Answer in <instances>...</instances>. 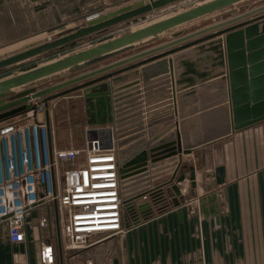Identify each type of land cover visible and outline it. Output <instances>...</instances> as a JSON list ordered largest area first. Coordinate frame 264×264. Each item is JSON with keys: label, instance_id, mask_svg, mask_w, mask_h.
<instances>
[{"label": "water", "instance_id": "1", "mask_svg": "<svg viewBox=\"0 0 264 264\" xmlns=\"http://www.w3.org/2000/svg\"><path fill=\"white\" fill-rule=\"evenodd\" d=\"M173 1L175 0H146L145 2L136 0L110 12L88 18L84 21V25L71 32L52 39L44 37L41 40L20 46L14 51L1 54L0 68L23 61L45 51L73 46L76 41H79L84 36L103 31L107 27L122 21L130 19L131 24H135L139 20L144 21L146 20L145 13ZM241 1L243 0H204L168 16L151 20L142 26L124 30L94 45L67 52L52 60L0 78V122L33 109L34 104L31 100L46 104L51 99L70 94L79 89H82V97L86 98L97 93L95 90L98 86L89 88L92 85H100L99 83L102 81L134 68L143 62L197 44L193 49L195 62L202 67V71L194 68L195 63L183 60L186 54H181L173 59L177 61L178 67L181 69L175 78L172 77L171 60H168L150 66L149 69L155 66L154 72H144L148 68L143 69V80L155 75L168 73L171 75L172 89L174 85L180 86V89H186L196 83L199 87H209L215 82V78L221 77L227 87L229 132L219 135L214 129L218 125L206 127V124H204L201 125V131L204 133L195 138L184 131L180 133L172 130L169 137L166 136L164 131L148 140L146 144H140L141 140L136 139L143 134V123L140 120L137 122L136 118L133 120L129 119L139 115L142 110L139 108L132 109L122 117L123 115L118 110H115L117 96L119 95H112V91L111 93L110 91L105 93V98L102 100V104L99 105L98 116L102 118L94 120V123L100 127L107 124L112 125L111 136L114 138L117 148L118 177L122 195L134 201L142 199V196L147 192L150 196L153 195L155 193L154 190L163 184L164 180L170 179L174 181L170 185V189L175 196L181 199V190L177 183L183 181L184 176L183 174L175 176L176 166L180 162L181 154H189L195 148L225 136L230 132L240 131L264 121V4L252 8L245 4L244 12L236 13L237 10L232 9L228 18L184 34L178 29L187 23L229 8ZM258 23H260L259 28ZM169 31H172L170 34L172 40L164 44V47L157 48L159 50L142 53L139 56H131L124 60L107 62L98 68L37 90L28 86L37 80L57 73L86 68L122 51L131 49L137 42L157 37L159 34ZM222 34H224L223 37H220ZM214 37L218 38L215 39ZM208 52L212 53L211 58L206 54ZM149 55L157 56H153V58L143 62H137V64L122 66L137 58L150 57ZM113 81H118V79L110 82L113 83ZM108 82H105L107 86L109 85ZM17 89L20 90L14 92ZM98 91L100 92L99 89ZM167 91V93H170L171 89ZM192 92H194V88H189V90L185 91L184 96ZM156 103L158 104L154 106L156 108L160 107L157 110L149 104V106H145L146 119L144 125L148 128L147 137H151L154 129H156L151 127L152 125L166 120L171 121L170 119L173 117L174 110L170 96H165ZM122 122L126 123L123 124ZM206 122L209 124L208 121ZM175 126L176 124L171 127L174 129ZM103 132L108 133V138L111 137L109 130L104 129L100 131V134ZM86 134L89 136L94 134V132H87ZM161 172L162 174H160ZM151 175H154L157 183L154 182L155 184H152L151 190H149L147 189L148 187L145 188V185L147 178ZM205 175L213 177L216 184L223 183L225 176L224 165L215 166L212 172L205 173ZM189 179L191 181L194 179L193 170H191ZM146 200L142 199L141 201L143 202L137 205L139 211H141V207H143ZM128 208L129 211H134L133 204L129 203Z\"/></svg>", "mask_w": 264, "mask_h": 264}, {"label": "crops", "instance_id": "2", "mask_svg": "<svg viewBox=\"0 0 264 264\" xmlns=\"http://www.w3.org/2000/svg\"><path fill=\"white\" fill-rule=\"evenodd\" d=\"M135 1L136 0H0V55L11 52L17 47L39 40V38L41 39L43 37L50 36V34L55 31H58V36L71 32L84 25V21L88 16L93 18L122 6L131 4ZM143 1L145 2L146 0ZM202 1L204 0H175L167 3L160 8L145 13L144 16H146V20L144 21L139 20V22L131 24L129 19L128 21H122L111 25L103 31L86 35L79 41H76L78 47H70L68 51H65L62 55L73 50L94 45L98 42L111 38L124 30L142 26L151 20L168 16L176 11L185 9ZM245 4H248L249 8H252L260 4H264V0H243L233 6H230L229 8L220 10L191 23H187L178 29L182 34H184L197 28L212 24L213 22L223 20L231 15L230 12L232 9H236V13L244 12ZM202 19L205 20V22L200 23L199 20ZM191 25L194 26L191 27ZM259 27L260 23H258V28ZM172 31L159 34L154 38L137 42L131 49L122 51L86 68L76 71L67 70L69 75L59 81L77 76L88 70H93L107 62L124 60L131 56H139L142 53L159 50L164 47V44L172 40L170 35ZM223 35L224 34L220 35V37H223ZM214 38L216 39L218 37ZM195 46H197V44L151 59L147 62L143 61L157 55H149L150 57L146 56L129 61L122 66L137 64V62L143 63L102 81L99 83L100 85L95 84L89 87L96 88L98 86L96 90L93 89L97 91V93L89 96V101L91 103L87 104V109L85 107L86 104H84V100L81 99V106L85 109V112L83 113V128L86 126H97V124L94 123V120H100L102 118L98 116L100 109L99 105L102 104V100L105 98V93L107 91H110L111 93L112 91V95H119L117 96L115 110H118L119 113L123 115L122 117H124L125 114L130 112L132 109L139 108L142 110L139 115H135V117H131V119H129L133 120L136 118L137 122L140 120L144 126L142 127L143 134L136 140L143 139L144 142H147L151 138L162 133L164 130L171 133L173 128L171 126L174 124L172 121L173 118L170 119L171 121L166 120L161 123H155L151 126L156 128H153L154 131L151 137H147L145 135L148 129L144 125V121L146 119L144 112V110H146L145 106L148 104L151 107L154 105L156 106L158 104L156 102L165 96L171 97L173 110L177 113V124L175 129H178L180 126H188L189 121L194 120L193 123L197 126L206 124L205 121L209 122L208 127L218 125V127L214 129L219 135L229 132V122L227 117V87L225 81L221 80V77L215 78V82L209 87H199L197 83L194 84L192 87H189L194 88V92L186 96H184L185 91L189 90V88L180 89V86L174 85L172 89L173 84L171 83V75L168 73L155 75L149 77L147 80H143V69L148 68V70L144 72H154L155 66L149 69L150 66L157 64L158 62L168 60H171L172 77L175 78L181 69L178 67L177 61L173 59L181 54H186L183 60L193 64L195 63L194 68L198 71H202V67L195 62V52L193 51ZM206 54H208L210 58L212 57L211 52ZM31 58L32 57L17 63H23ZM161 65L163 66V64ZM8 75L0 76V78ZM115 79H118V81H113V83L110 82ZM107 81H109L108 86L105 84ZM170 89V93H167V90ZM18 90L20 89H17L14 92H18ZM81 90L82 89L74 91L76 93L74 96V98H77L76 100H78L79 97L81 98ZM67 96L68 95L59 96L54 100L59 101V99H63V102L65 103ZM158 108L160 107H155L156 110ZM122 123L125 124L126 122ZM106 126L112 127L110 124H107ZM235 132L236 131L230 132L225 136L199 146L195 148L191 154L198 152L201 148L206 152H210L219 148L220 145L222 147L221 150L225 148L227 150V148H231V141ZM100 139L103 146L107 145L108 133H101ZM184 156H186V154H181V159L176 166L177 168L175 174L178 173L180 164L186 159ZM186 161L188 160L186 159ZM223 165L225 171L224 179L226 181V177L230 173H233V168L229 165L227 166L226 163ZM186 168L187 169L183 167L182 169L181 167L182 170L178 173V175L183 174L184 176L183 182L181 181L180 183H177L181 192L184 191V188H180V186L184 183L185 179L190 176L192 170L191 164H187ZM195 172L196 171H194V173ZM160 174H162V172ZM150 178L146 181L147 185L145 187H148L147 189L149 190H151L150 188L152 186L150 185L153 180ZM251 178L252 175L247 176L248 180ZM173 183L174 181H172L170 185ZM245 183L246 182H244V184H240L241 187L239 186L238 189L232 190L238 191L237 194L232 193L231 191V197L225 201V206L227 205L228 208L226 213H217L215 201L205 200L201 206L202 216H200L199 219L197 218L199 224L197 230L179 232V241H174L177 236H175L176 232L174 233L172 231L170 232L169 242L166 243V245L163 244L160 246H153V234L149 232L151 234L147 237V232H145L146 236L144 233L143 235L140 233V243L136 241V243H139L140 245L138 244L135 246L136 249L133 261H129L127 259V246H122L117 248L115 255H112L108 261L103 262L102 264H264V198L248 197L247 185ZM154 191L157 194V198H159L163 195L164 187L159 185ZM174 198L175 194L171 195V199ZM177 209L178 207H174V209H171L170 211H177ZM33 213L34 212L31 214ZM157 217H153L147 221H140L134 226H130L128 229L125 228V230H136L137 227L148 223L149 221L151 222ZM176 217H178V221H181L180 215ZM40 229L42 228H28V230H26L24 241L13 243L7 239L5 225L0 223V264H37L38 246L40 241H43L41 239V233L43 230ZM148 239H150L149 241L151 245H143V241L148 242ZM105 241L106 239L95 244L104 245L106 243ZM53 244L54 246H57L56 241ZM108 249H110V247ZM110 250L112 253V248ZM56 264H59L58 259Z\"/></svg>", "mask_w": 264, "mask_h": 264}, {"label": "built area", "instance_id": "3", "mask_svg": "<svg viewBox=\"0 0 264 264\" xmlns=\"http://www.w3.org/2000/svg\"><path fill=\"white\" fill-rule=\"evenodd\" d=\"M31 102L30 111L0 122V223L10 242H23L28 228H46L52 218L31 213L52 205L57 246L40 242L37 264H73L93 244L124 233L123 210L134 200L121 193L111 126H86L80 144L58 145L52 130L56 101ZM104 129L111 136L105 146ZM186 206L200 218L196 197Z\"/></svg>", "mask_w": 264, "mask_h": 264}, {"label": "rangeland", "instance_id": "4", "mask_svg": "<svg viewBox=\"0 0 264 264\" xmlns=\"http://www.w3.org/2000/svg\"><path fill=\"white\" fill-rule=\"evenodd\" d=\"M199 22L203 23L205 22V20L202 19L199 20ZM193 26L194 25H191V27ZM57 36L58 31H55L47 37L49 39H52ZM41 39L39 38V40ZM70 47L74 48L78 47V45L74 44L73 46L62 47L61 49L55 48L40 53L39 55L32 57L30 60H27L23 63H17L14 65L12 64L0 68V76L8 75L10 73L21 70L23 71L24 69L31 68L33 66H36L37 64L57 58L65 51H68ZM67 75H69L68 71L57 73L35 81L28 86L32 87L34 90H37L58 82L60 79L66 77ZM72 93L67 94L69 97L67 96V98L65 99V103L63 102V99H59V101L54 102L55 108L53 109L52 113V130L58 145H77L82 142L84 129L83 113L85 112V109L81 106L82 96L81 98L79 97L78 101L76 100L77 98H74L76 93ZM87 101L88 99L85 98L84 102L87 103ZM172 118L174 119H172L174 123L173 125L177 124V113L175 111ZM193 122L194 120H191L189 121L188 126H180L178 127V129H175L174 127V129L172 128V130H178L180 133L184 131L194 138L198 135H202L204 132L201 131V126H197ZM208 126L209 124L206 122V127ZM164 131L166 132V130ZM170 134V132H166V136L169 137ZM145 135L147 136V133H145ZM147 142H144V140L141 139L140 144H146ZM231 142V148H227V150L226 148L221 150L222 147L220 145L219 148L210 152H206L201 148L194 154H186V156L184 157L188 161H186L185 159L184 162L180 164L179 171L181 172L183 167L187 169V164H191L192 170L196 172L194 173V179L192 181L187 178L180 186V188H184V191L181 192V199L178 196H175L174 199H171V195H173V192L170 189L169 185L173 180H164L165 182L161 184L164 187V192L161 197L157 198V195L151 197L152 195L150 196L147 192L145 194L147 200L145 201L143 207H141V211L137 209V205L143 202L141 201L142 199H136L134 201L133 212L129 211L128 207L123 210V226L124 229H128L130 228V226H134L137 220H139L137 222L139 223L140 221H147L149 219H152L153 217L158 216L157 218L153 219L151 222L149 221L148 223L137 227V231L125 230L121 235H116L106 239V243L104 245L93 244L89 247V249L87 248V250H85L80 255L81 258L79 259V262H73V264H85L84 261L86 260H89L90 264H102L103 262L108 261L112 257V255H115V253L117 252V248L122 246H127V259L129 261H133L134 252L136 249L135 246L138 245L141 240L140 233L141 235H143L144 233V235L146 236L145 232H147V237L152 233V236L154 237L152 244L153 246H160L163 244L166 245V243L169 242L170 232L172 231L174 233L176 232L175 236H177L174 241H179V232H190L192 230H197V227L199 226L197 216L191 214L188 207L186 206V202L192 198H197L200 216H202L201 206L205 200L215 201L217 213H226L228 208L227 205L225 206V201L231 197V191L238 189L239 186L241 187L240 184H244V182H246L245 184L247 185L248 197L251 196L264 198V121L248 126L240 131H236ZM224 163H226L227 166L229 165L231 168H233V173H230L226 177V181L224 179V183L216 184L214 178L211 176H206L205 173L212 172L215 166L223 165ZM178 173L175 174V176H177ZM248 175H252V178L250 180L247 179ZM149 178L153 179V183H151V185L155 184L154 182H156V178L154 177V175L149 176L147 180ZM237 192L238 191H232V193L235 194H237ZM174 207H178L177 211L171 212L170 210L174 209ZM38 214L51 215L52 218L50 217L51 220L48 223V226L46 228L40 229L43 230L41 233V239L43 241L40 242H49L53 244L56 241L57 235V229L54 219L55 211L53 210V206L50 205V207L48 208L45 205H42V207H40V209H36L34 211V214L32 215ZM178 215L181 216V221H178V217H176ZM125 224H127V226H125ZM149 240L150 239L147 240L148 242L143 241V245L150 246L151 244ZM136 241H138L139 243L137 244ZM109 247L110 249L112 248V253L111 250L108 249Z\"/></svg>", "mask_w": 264, "mask_h": 264}, {"label": "flooded vegetation", "instance_id": "5", "mask_svg": "<svg viewBox=\"0 0 264 264\" xmlns=\"http://www.w3.org/2000/svg\"><path fill=\"white\" fill-rule=\"evenodd\" d=\"M86 99H88V101H87V103H84V104H86V109L88 108V105L87 104H89V103H91L90 101H89V96H87L86 97ZM82 100H85V98L84 97H82Z\"/></svg>", "mask_w": 264, "mask_h": 264}, {"label": "trees", "instance_id": "6", "mask_svg": "<svg viewBox=\"0 0 264 264\" xmlns=\"http://www.w3.org/2000/svg\"><path fill=\"white\" fill-rule=\"evenodd\" d=\"M156 195H157V194H156V192H155V193H153L152 197H153V196H156Z\"/></svg>", "mask_w": 264, "mask_h": 264}]
</instances>
